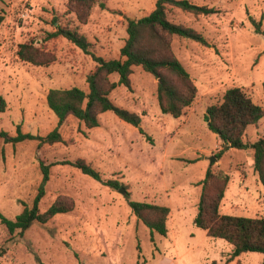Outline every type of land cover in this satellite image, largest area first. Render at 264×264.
Instances as JSON below:
<instances>
[{
  "label": "rangeland",
  "instance_id": "374dc122",
  "mask_svg": "<svg viewBox=\"0 0 264 264\" xmlns=\"http://www.w3.org/2000/svg\"><path fill=\"white\" fill-rule=\"evenodd\" d=\"M69 0H0L5 21L0 27V94L7 107L0 113V131L46 137L58 125L48 107L51 89L78 87L89 91L87 76L96 68L92 56L63 37L45 41L55 31L53 20L77 29L92 44L91 51L106 60L119 59L127 40V20L149 15L157 0H103L89 15L69 11ZM213 9L195 16L167 8L172 23L191 28L208 42L172 37V51L197 87L194 103L180 118L160 110L158 80L133 67L131 90L119 86L110 94L118 107L142 117L136 128L113 112L100 116V125L88 129L69 117L59 132L62 142L39 144L26 140L15 145L0 138V216L14 220L32 207L43 179L40 164L50 166L45 212L56 201L73 207L46 224H33L22 235H11L0 220V264H158L175 256L169 239L177 232L178 255L193 264L206 263L207 253L217 264L230 260L233 246L197 228L194 219L208 169L229 176L219 212L224 215L264 218V186L254 170V150L264 138V117L244 135L248 147L224 151L222 141L207 128L206 109L221 102L231 88L242 89L264 108V0H188ZM255 23L260 24L261 33ZM32 42L49 62L34 65L17 56L20 44ZM119 76H111L118 81ZM140 128L142 131H140ZM216 161L211 163V158ZM83 160L100 173L102 181L83 174L71 163ZM117 181L118 188L105 184ZM125 193H123V190ZM129 201L170 206L169 238L150 230L133 214ZM170 217V216H169ZM168 239V240H166ZM202 239H210V247ZM195 244L199 248L189 250ZM159 248V252L157 251ZM161 252V254H160ZM223 253V254H221ZM237 264H264V254H241Z\"/></svg>",
  "mask_w": 264,
  "mask_h": 264
},
{
  "label": "trees",
  "instance_id": "16d2710c",
  "mask_svg": "<svg viewBox=\"0 0 264 264\" xmlns=\"http://www.w3.org/2000/svg\"><path fill=\"white\" fill-rule=\"evenodd\" d=\"M99 4L106 8L103 0H69V11L81 16L90 13L93 6ZM178 8L186 13L198 15L213 14V9L192 4L188 0H157L155 9L140 19L127 20V40L120 50L119 59L106 60L96 56L92 51V44L77 29L70 25H60L58 19L53 20L55 31L48 33L45 41L63 37L85 54L92 56L96 68L87 76L89 91L78 87L69 89H51L47 95L48 107L58 118L57 127L46 137L23 133L18 126L17 136L12 137L5 131H0V138L5 143L13 145L26 140H37L39 144H55L62 142L59 127L69 118L74 117L84 123L88 129L100 125V116L106 112H113L120 120L138 128L142 117L124 108L116 106L110 99V94L119 86L131 90V75L133 67L139 66L145 72L158 80L157 97L163 114L180 118L191 107L197 96V87L193 83L189 72L172 51V37H184L202 45H208L206 39L191 28L169 21L167 8ZM5 21V15L0 12V27ZM256 31L261 33L260 24L255 23ZM17 56L21 61L34 65L48 64L42 59L40 49L32 42L20 44ZM117 74L118 81H112L111 76ZM7 107L6 100L0 94V113ZM264 117V108L257 105L240 88L228 89L221 102L210 105L206 109L205 122L210 132L215 134L223 143L221 154L230 149L244 150L248 145L243 138L249 126L258 125ZM140 131L142 129L140 128ZM254 150V170L264 186V138L258 139L250 145ZM95 180L102 181L101 175L83 160L71 163ZM43 174L42 182L32 207H25L14 220L1 215V223L13 235H22L35 224H46L59 214H66L73 207L63 201H56L45 212L40 211V203L46 195V185L50 177V166L40 164ZM229 182L228 175L215 174L211 169L206 172L200 183L202 186L198 205V213L194 219L197 228L206 231L214 239H221L233 246L230 260H235L243 253L254 252L264 254V218H250L224 215L219 212L220 204L225 196ZM106 185L118 188L117 181H107ZM133 214L151 232L167 236V222L171 213L170 208L163 205L129 201ZM212 264H217L216 262Z\"/></svg>",
  "mask_w": 264,
  "mask_h": 264
},
{
  "label": "crops",
  "instance_id": "0c3cea01",
  "mask_svg": "<svg viewBox=\"0 0 264 264\" xmlns=\"http://www.w3.org/2000/svg\"><path fill=\"white\" fill-rule=\"evenodd\" d=\"M167 207L170 208V210H171L169 218L170 219L173 218L172 219V223H173L172 225H173V230L175 232V227L174 226H175L176 220L174 218L173 210H172V208L170 206H167ZM169 234H170V232H169V227H168V233H167L168 238H169ZM167 236H165V237H167ZM176 236H177V232L173 233V239H169V240L166 239V240H168V242H172V246L174 247V249L176 251L175 256H165V255L163 256L162 255L160 257V260H159L158 264H193V262H190V260L189 261L188 260H184V254L178 255V251H177V248H176V246H177ZM209 240L210 239H202V242L209 243L210 247H213V246L217 247L216 243H210L212 241H209ZM199 246H200V244H195V245L191 246L189 248V250H195V249L199 248ZM157 251L159 252V248L158 247H157ZM160 254H161V252H160ZM221 254H223V253H221ZM216 259H217V257L211 255L210 253L206 254V257H205L206 263H210V262L214 263V262H216ZM237 259L238 258L235 259L236 260V264L239 262V260L237 261Z\"/></svg>",
  "mask_w": 264,
  "mask_h": 264
},
{
  "label": "water",
  "instance_id": "95a60500",
  "mask_svg": "<svg viewBox=\"0 0 264 264\" xmlns=\"http://www.w3.org/2000/svg\"><path fill=\"white\" fill-rule=\"evenodd\" d=\"M211 163H213L214 161H216V159L214 157L211 158ZM123 190V189H122ZM123 193H125V191L123 190Z\"/></svg>",
  "mask_w": 264,
  "mask_h": 264
}]
</instances>
